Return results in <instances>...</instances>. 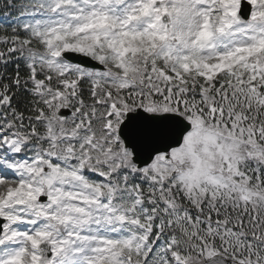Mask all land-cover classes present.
<instances>
[{"label": "snow or ice", "instance_id": "snow-or-ice-1", "mask_svg": "<svg viewBox=\"0 0 264 264\" xmlns=\"http://www.w3.org/2000/svg\"><path fill=\"white\" fill-rule=\"evenodd\" d=\"M0 264H264V0H0Z\"/></svg>", "mask_w": 264, "mask_h": 264}]
</instances>
